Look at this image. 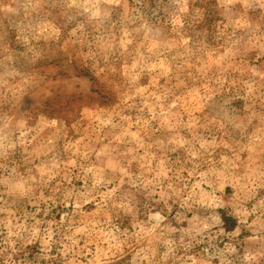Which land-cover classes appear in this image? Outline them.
Wrapping results in <instances>:
<instances>
[{"label": "rangeland", "instance_id": "obj_1", "mask_svg": "<svg viewBox=\"0 0 264 264\" xmlns=\"http://www.w3.org/2000/svg\"><path fill=\"white\" fill-rule=\"evenodd\" d=\"M151 2L0 0V264H264V0Z\"/></svg>", "mask_w": 264, "mask_h": 264}, {"label": "trees", "instance_id": "obj_2", "mask_svg": "<svg viewBox=\"0 0 264 264\" xmlns=\"http://www.w3.org/2000/svg\"><path fill=\"white\" fill-rule=\"evenodd\" d=\"M151 1H153V2H151V7H152V6H154L153 4H155V1H160V2L165 3L168 0H151ZM189 4H191L195 8H198L201 11L202 20H200L197 23L196 27L198 29H201V30L208 29L209 26L211 25V22L214 20V17L216 14L215 5L213 4V0H189ZM162 19L165 20L166 16L163 15ZM84 76H89V75L87 73H85ZM89 79H90V81H94L93 77H90ZM92 92L95 93L94 90ZM55 111H56V109L52 110L51 113L54 114L53 112H55ZM51 113H49V114L51 115Z\"/></svg>", "mask_w": 264, "mask_h": 264}]
</instances>
